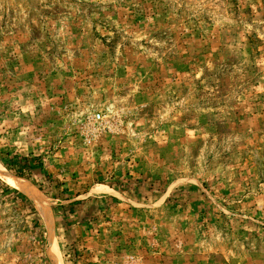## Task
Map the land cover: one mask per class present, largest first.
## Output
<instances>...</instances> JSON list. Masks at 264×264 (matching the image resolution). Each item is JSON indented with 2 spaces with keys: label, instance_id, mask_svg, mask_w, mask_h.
<instances>
[{
  "label": "rangeland",
  "instance_id": "obj_1",
  "mask_svg": "<svg viewBox=\"0 0 264 264\" xmlns=\"http://www.w3.org/2000/svg\"><path fill=\"white\" fill-rule=\"evenodd\" d=\"M0 264H264V0H0Z\"/></svg>",
  "mask_w": 264,
  "mask_h": 264
},
{
  "label": "trees",
  "instance_id": "obj_2",
  "mask_svg": "<svg viewBox=\"0 0 264 264\" xmlns=\"http://www.w3.org/2000/svg\"><path fill=\"white\" fill-rule=\"evenodd\" d=\"M15 157V156H14ZM16 158V157H15ZM14 158V159H15ZM22 161H23V164L21 165V166H19L20 167V170L18 171V173H17V175L18 176H20V177H22L23 176V174H26V173H24V171L25 170H29V168H34V166H35V163L37 164V165H41L40 164V161H38L39 160V158H36V157H31V158H27V157H25V158H20ZM1 162H2V164L4 165V166H6V167H9L10 166V162L9 161H5V160H1ZM13 162L11 161V164H12ZM26 172V171H25Z\"/></svg>",
  "mask_w": 264,
  "mask_h": 264
},
{
  "label": "bare ground",
  "instance_id": "obj_3",
  "mask_svg": "<svg viewBox=\"0 0 264 264\" xmlns=\"http://www.w3.org/2000/svg\"><path fill=\"white\" fill-rule=\"evenodd\" d=\"M1 176H2V178H3L8 184H10V185H12V186L18 188L19 190H21V191L27 193L28 195H30V196L32 197V199L35 200V202H36L37 204L40 202V201L38 200V198H37L38 196L36 197V195L33 194V193L31 192V190L29 191V189H27L26 186H25L23 183H21V182L18 181V180H15V178H14V179H10V178H7V177L4 176V175H1ZM40 203H41V202H40Z\"/></svg>",
  "mask_w": 264,
  "mask_h": 264
},
{
  "label": "built area",
  "instance_id": "obj_4",
  "mask_svg": "<svg viewBox=\"0 0 264 264\" xmlns=\"http://www.w3.org/2000/svg\"><path fill=\"white\" fill-rule=\"evenodd\" d=\"M96 119L99 120V119H100V115H97V116H96Z\"/></svg>",
  "mask_w": 264,
  "mask_h": 264
}]
</instances>
